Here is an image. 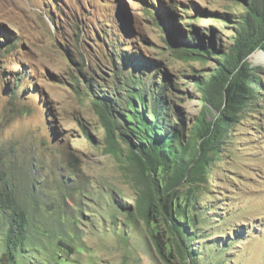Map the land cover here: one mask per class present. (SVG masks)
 <instances>
[{"label":"rangeland","instance_id":"rangeland-1","mask_svg":"<svg viewBox=\"0 0 264 264\" xmlns=\"http://www.w3.org/2000/svg\"><path fill=\"white\" fill-rule=\"evenodd\" d=\"M248 5L0 0V147L11 151L8 164L30 218L21 264H264V64L254 60L260 50L248 58L261 67L250 86L254 97L220 151L208 153V167L177 188L173 223L148 214L158 199L154 180L120 137L124 120L111 143L91 89L109 94L116 73L145 77L146 87L168 81L186 139L204 110L203 86L233 46ZM188 29L213 44L215 55L182 56L175 40ZM5 221L0 214V258Z\"/></svg>","mask_w":264,"mask_h":264},{"label":"trees","instance_id":"trees-1","mask_svg":"<svg viewBox=\"0 0 264 264\" xmlns=\"http://www.w3.org/2000/svg\"><path fill=\"white\" fill-rule=\"evenodd\" d=\"M238 24L233 46L222 54L220 65L203 86L204 110L186 139L176 122L168 81H153L146 87L145 77L125 76L121 79L116 73L109 94L100 95L91 87L111 143L117 144L116 125L124 120L126 126L121 127L120 137L131 147L133 160L154 180L158 199L149 203L148 214L155 220L153 212L165 214L170 222H174L177 188L184 183L191 184L196 179L197 169L203 172L208 167V153L220 151L232 125L254 97L250 86L259 82L255 73L261 67H252L248 58L257 50L264 51V0H249L247 13ZM163 28L171 33L168 25L164 24ZM188 33L175 40L182 56L209 60L215 55L213 44H205L195 30L188 29ZM119 106H122L121 111L117 109ZM213 111L216 113L208 119L207 114ZM9 152L7 147H0V214L6 219V247L0 264H21L19 250L25 243L30 218L27 208L19 200L16 175L8 164ZM161 173L166 176L161 178ZM189 194L190 190L187 198Z\"/></svg>","mask_w":264,"mask_h":264},{"label":"bare ground","instance_id":"bare-ground-1","mask_svg":"<svg viewBox=\"0 0 264 264\" xmlns=\"http://www.w3.org/2000/svg\"><path fill=\"white\" fill-rule=\"evenodd\" d=\"M257 63H262L264 64V51L260 50L259 51V55H256L255 59H254Z\"/></svg>","mask_w":264,"mask_h":264}]
</instances>
